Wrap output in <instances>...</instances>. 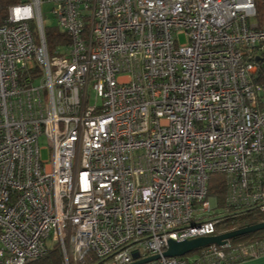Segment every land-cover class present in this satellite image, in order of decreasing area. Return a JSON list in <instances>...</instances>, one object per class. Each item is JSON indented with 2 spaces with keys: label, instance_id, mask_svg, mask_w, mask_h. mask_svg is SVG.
Masks as SVG:
<instances>
[{
  "label": "built area",
  "instance_id": "built-area-1",
  "mask_svg": "<svg viewBox=\"0 0 264 264\" xmlns=\"http://www.w3.org/2000/svg\"><path fill=\"white\" fill-rule=\"evenodd\" d=\"M44 3L68 37L51 53ZM254 16V0L9 5L0 15V264L55 247L60 264L264 256V237L163 256L170 239L224 233V209L208 194L215 174L225 205L264 213V29Z\"/></svg>",
  "mask_w": 264,
  "mask_h": 264
},
{
  "label": "trees",
  "instance_id": "trees-1",
  "mask_svg": "<svg viewBox=\"0 0 264 264\" xmlns=\"http://www.w3.org/2000/svg\"><path fill=\"white\" fill-rule=\"evenodd\" d=\"M20 0H0V15H2L6 8L19 2ZM255 2V16L253 18L257 25V28L264 29V0H254ZM45 42L48 51L51 53L57 46L62 45L68 41L67 35L53 27L44 28ZM262 68V67H261ZM260 68V69H261ZM264 71V70H261ZM262 73V72H260ZM264 75L258 77V81L262 82L264 80ZM225 185L223 178L219 174H215L210 177V182L208 185V194L215 196L219 205L223 210L222 219L217 225V230L220 232H229L235 229L243 228L249 225H254L260 222H264V213L259 212L254 209H236L235 207H230L225 205ZM227 206V207H226ZM224 227H223V225ZM264 235V230L249 233L243 236H239L235 239H231L233 242L241 241L250 237H257ZM196 251L192 252L195 253ZM189 253V254H192ZM62 261L61 252L57 247L49 250V252L42 258L29 262L27 264H60Z\"/></svg>",
  "mask_w": 264,
  "mask_h": 264
},
{
  "label": "water",
  "instance_id": "water-1",
  "mask_svg": "<svg viewBox=\"0 0 264 264\" xmlns=\"http://www.w3.org/2000/svg\"><path fill=\"white\" fill-rule=\"evenodd\" d=\"M261 230H264V222H260L254 225H249L243 228L235 229V230L217 234V235L198 237V238H194L190 240L175 241V240L170 239L167 242V248L163 252V256L165 257L185 256L189 253L197 251L208 245H211V244L221 245V244L226 243L228 240L235 239L239 236H243V235L261 231ZM158 257L159 255L150 256L148 258L134 262L132 264H143V263L155 260Z\"/></svg>",
  "mask_w": 264,
  "mask_h": 264
},
{
  "label": "rangeland",
  "instance_id": "rangeland-1",
  "mask_svg": "<svg viewBox=\"0 0 264 264\" xmlns=\"http://www.w3.org/2000/svg\"><path fill=\"white\" fill-rule=\"evenodd\" d=\"M51 4L50 3H44L42 6H41V13H42V17H43V22H44V25L45 27H52L55 25V21L51 15ZM178 41L180 44H183L186 42V38L185 36L182 34L179 36L178 38ZM40 145L41 147H44L46 145L45 141L43 139L40 140ZM48 156H49V152L47 149H42L41 150V157L43 160H46L48 159ZM217 213H219V211H217ZM223 225V223H222ZM224 227V225H223ZM264 237V235L262 236H257V237H250V238H246L244 240H241V241H251V240H255V239H259V238H262Z\"/></svg>",
  "mask_w": 264,
  "mask_h": 264
},
{
  "label": "crops",
  "instance_id": "crops-1",
  "mask_svg": "<svg viewBox=\"0 0 264 264\" xmlns=\"http://www.w3.org/2000/svg\"><path fill=\"white\" fill-rule=\"evenodd\" d=\"M236 264H264V256L248 259L245 261L238 262Z\"/></svg>",
  "mask_w": 264,
  "mask_h": 264
}]
</instances>
